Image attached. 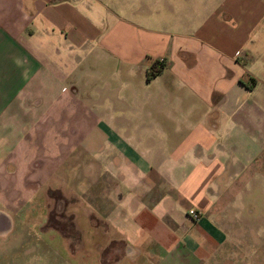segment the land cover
I'll list each match as a JSON object with an SVG mask.
<instances>
[{"label":"crops","instance_id":"0c3cea01","mask_svg":"<svg viewBox=\"0 0 264 264\" xmlns=\"http://www.w3.org/2000/svg\"><path fill=\"white\" fill-rule=\"evenodd\" d=\"M103 62L127 127L159 143L112 166L120 184L127 175L118 197L136 201L130 189L160 176L158 201L150 182L141 188L170 223L174 253L190 264H228L233 253L264 264V0H0V237L38 183L39 156L66 140L43 144L37 126Z\"/></svg>","mask_w":264,"mask_h":264},{"label":"rangeland","instance_id":"374dc122","mask_svg":"<svg viewBox=\"0 0 264 264\" xmlns=\"http://www.w3.org/2000/svg\"><path fill=\"white\" fill-rule=\"evenodd\" d=\"M110 68L114 67L103 62L98 75L87 72L82 78L84 90L67 94L70 103L55 104L49 111L52 119L37 126L43 144L41 137L46 135L66 140L56 144L59 152L51 148L48 159L39 156L38 183L24 191L26 202L11 211V233L0 237V264L191 263L172 251L176 239L163 228L170 223L144 197L141 187L150 182L154 201L160 199V176L150 174L138 189H130L136 199L133 203L118 197L126 196L127 175H117L120 184L112 166L121 165L123 152H156L159 143L137 139L143 126L127 127L125 103L114 100L111 91ZM94 81L102 88L100 94L93 90ZM77 97L84 103H74ZM121 97L125 98L124 92ZM136 219L140 220L138 230L130 233L128 227ZM230 257L228 264L244 262L243 255ZM252 261V257L247 259V263Z\"/></svg>","mask_w":264,"mask_h":264},{"label":"trees","instance_id":"16d2710c","mask_svg":"<svg viewBox=\"0 0 264 264\" xmlns=\"http://www.w3.org/2000/svg\"><path fill=\"white\" fill-rule=\"evenodd\" d=\"M162 66H163V61H160L157 67L154 66L151 67L146 73V80H149L153 76L157 75L159 70L162 68Z\"/></svg>","mask_w":264,"mask_h":264},{"label":"built area","instance_id":"2783aa9c","mask_svg":"<svg viewBox=\"0 0 264 264\" xmlns=\"http://www.w3.org/2000/svg\"><path fill=\"white\" fill-rule=\"evenodd\" d=\"M187 213H188V215H190L192 217V219H197V214L195 213L194 210L189 209Z\"/></svg>","mask_w":264,"mask_h":264}]
</instances>
